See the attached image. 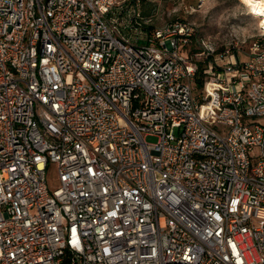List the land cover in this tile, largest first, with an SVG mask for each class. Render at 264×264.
Returning <instances> with one entry per match:
<instances>
[{
    "label": "built area",
    "instance_id": "1",
    "mask_svg": "<svg viewBox=\"0 0 264 264\" xmlns=\"http://www.w3.org/2000/svg\"><path fill=\"white\" fill-rule=\"evenodd\" d=\"M128 7L0 0V264H264V25Z\"/></svg>",
    "mask_w": 264,
    "mask_h": 264
},
{
    "label": "rangeland",
    "instance_id": "2",
    "mask_svg": "<svg viewBox=\"0 0 264 264\" xmlns=\"http://www.w3.org/2000/svg\"><path fill=\"white\" fill-rule=\"evenodd\" d=\"M127 5V9L135 7L142 16L144 29L187 20L198 36L213 39L218 51L234 47L241 59L246 57L248 44L260 29L258 19L250 13L251 7L242 0H127ZM145 140L156 141L157 137L146 135ZM55 177V167L49 164L47 178L51 187L56 185Z\"/></svg>",
    "mask_w": 264,
    "mask_h": 264
},
{
    "label": "bare ground",
    "instance_id": "3",
    "mask_svg": "<svg viewBox=\"0 0 264 264\" xmlns=\"http://www.w3.org/2000/svg\"><path fill=\"white\" fill-rule=\"evenodd\" d=\"M251 7L250 13L258 19L260 26L264 25V0H242Z\"/></svg>",
    "mask_w": 264,
    "mask_h": 264
},
{
    "label": "trees",
    "instance_id": "4",
    "mask_svg": "<svg viewBox=\"0 0 264 264\" xmlns=\"http://www.w3.org/2000/svg\"><path fill=\"white\" fill-rule=\"evenodd\" d=\"M202 69H203V65L201 64L198 69H197V73L195 76V82H196V86L197 88H201L203 85V79H202Z\"/></svg>",
    "mask_w": 264,
    "mask_h": 264
}]
</instances>
